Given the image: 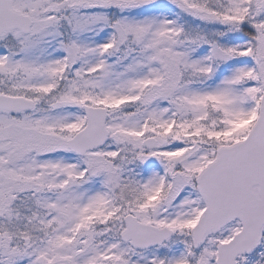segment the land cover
Segmentation results:
<instances>
[{"label":"snow or ice","instance_id":"1","mask_svg":"<svg viewBox=\"0 0 264 264\" xmlns=\"http://www.w3.org/2000/svg\"><path fill=\"white\" fill-rule=\"evenodd\" d=\"M0 264H264V0H0Z\"/></svg>","mask_w":264,"mask_h":264}]
</instances>
